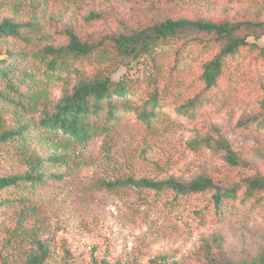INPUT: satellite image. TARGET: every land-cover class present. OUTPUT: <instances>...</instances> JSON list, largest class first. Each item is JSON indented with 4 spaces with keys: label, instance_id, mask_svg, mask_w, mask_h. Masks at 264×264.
Wrapping results in <instances>:
<instances>
[{
    "label": "rangeland",
    "instance_id": "rangeland-1",
    "mask_svg": "<svg viewBox=\"0 0 264 264\" xmlns=\"http://www.w3.org/2000/svg\"><path fill=\"white\" fill-rule=\"evenodd\" d=\"M6 17L33 28L24 29L21 39L0 41V57L8 48L31 53L62 46L68 31L96 39L167 19L263 22L264 0H0V21ZM183 34L160 42L131 64L117 57L109 41L79 61L85 77L135 79L137 91L146 97L158 91L163 105L151 126L139 122L136 112L123 113L86 143L61 141L40 121L63 90L72 87L74 75L67 81L27 85L30 106L0 103V134L29 125L0 146V177L25 173L33 159L42 160L45 173L65 175L42 186L0 191V202L6 201L0 209V264H25L39 252V242L49 248L44 264H99L102 259L122 264H148L152 259L168 264H264V204L255 198L244 201V189L225 203L223 212H216L211 191L183 198L172 191L107 185L129 176H207L233 185L264 174V52L243 49L227 57L221 86L206 91L202 68L217 48L203 42L187 46L189 38L207 41L210 36L192 30ZM248 39L264 48V27ZM34 61L40 65L34 58L23 65L35 70ZM196 99L201 103L190 109L196 110L195 117L178 111ZM220 135L240 164L230 162Z\"/></svg>",
    "mask_w": 264,
    "mask_h": 264
},
{
    "label": "trees",
    "instance_id": "trees-1",
    "mask_svg": "<svg viewBox=\"0 0 264 264\" xmlns=\"http://www.w3.org/2000/svg\"><path fill=\"white\" fill-rule=\"evenodd\" d=\"M185 2L186 0H173ZM233 1V0H232ZM264 21L228 19H167L159 24L143 29H133L119 34H109L96 39H81L73 31H68V42L62 46H46L40 51L15 52L11 48L6 50V56L0 57V79L6 83V89L0 90V103L2 101L17 106H30L31 97L25 93L27 85L44 80L46 84L55 81H67L74 78L72 87L63 90L59 99L51 110H46L41 118L40 125L61 141L86 143L93 137L106 131L109 126L118 120L123 113L136 112L139 122L151 126L156 122L162 109V98L158 91H152L147 97L141 96L136 89L135 79H114L111 75L98 74L88 78L79 61L86 60L107 41L114 46L117 57L125 64L138 61L149 54L163 41L183 38L184 30L209 35L210 38H189L185 41L187 46H194L203 42L204 47L217 48L215 56L204 63L201 82L206 91L218 89L225 78L226 58L235 56L243 49L260 50L264 52L255 41L248 37L256 28H263ZM33 28L30 23L14 21L6 17L0 21V41L8 38L21 39L23 30ZM264 56V53H263ZM32 58L40 62L35 70H29L23 63ZM72 76V77H71ZM70 81V80H69ZM36 95L32 100H36ZM201 100H191L185 104L182 111L192 118L196 110L190 112ZM264 105V102H263ZM1 120V114H0ZM244 124H248L245 121ZM29 128L24 124L19 129L4 131L0 134V146L13 137L21 135ZM221 147L228 153L231 163L238 165L240 160L231 150L228 140L220 135ZM56 161L60 158L52 157ZM41 159L31 161L30 170L23 174L0 177V191L12 189L23 185L42 186L64 179V174H47L40 170ZM110 187L133 186L155 191H172L177 197L188 198L192 195L211 191V200L216 212H223L225 203L236 200L243 191L244 201L255 198L264 204V174H256L242 179L233 185L214 182L207 176H199L191 180L170 176L162 179L142 177H126L107 184ZM6 201L0 202V209ZM203 213L198 211V214ZM204 217V213L202 218ZM49 248L39 242V252L33 254L25 264H44L48 259ZM165 257H162L164 260ZM68 264V263H67ZM99 264H122L110 262L106 259ZM148 264H168L167 261L152 259ZM233 264V263H227Z\"/></svg>",
    "mask_w": 264,
    "mask_h": 264
}]
</instances>
